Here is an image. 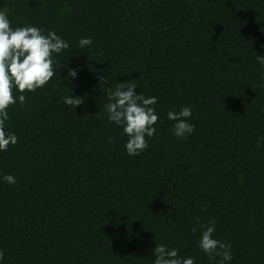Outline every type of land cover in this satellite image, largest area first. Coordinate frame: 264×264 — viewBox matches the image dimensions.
<instances>
[{
    "label": "trees",
    "instance_id": "obj_1",
    "mask_svg": "<svg viewBox=\"0 0 264 264\" xmlns=\"http://www.w3.org/2000/svg\"><path fill=\"white\" fill-rule=\"evenodd\" d=\"M0 12L69 43L47 85L23 106L14 90L7 109L18 142L0 151V264H154L161 244L218 264L198 246L212 219L225 264H264V0H0ZM129 80L157 98L137 156L105 110ZM183 107L194 131L178 138L167 114Z\"/></svg>",
    "mask_w": 264,
    "mask_h": 264
},
{
    "label": "clouds",
    "instance_id": "obj_2",
    "mask_svg": "<svg viewBox=\"0 0 264 264\" xmlns=\"http://www.w3.org/2000/svg\"><path fill=\"white\" fill-rule=\"evenodd\" d=\"M43 30L26 25L13 29L4 12H0V151H7L9 145H15L18 137L14 133L6 132L5 122L9 120L7 109L15 104L14 90L21 93L18 97L21 106L26 102L24 93L35 92L43 88L55 75L53 54H62L69 48V43L54 31L45 36ZM79 47L86 49L93 44L90 37L79 40ZM264 47V45H262ZM258 63L264 67V55H257ZM78 73L69 69L67 78L75 79ZM101 85L106 78L98 75ZM137 85L129 80L116 85V90H108V100L105 110L110 122L123 127L128 136L125 145L129 156H137L148 147L147 138H152L156 132L153 127L158 121L154 105L156 97L145 98L136 93ZM66 105L76 108L84 103L82 97H65ZM192 115L190 107H183L179 112L169 111L167 117L173 124L174 135L186 138L194 131V125L188 122ZM264 139V138H261ZM3 179L9 184H15L12 175ZM216 221L210 220L203 227L199 240V248L210 258L221 257L218 264H225L233 259L231 244L214 238ZM195 233L197 229L193 227ZM178 249H168L165 245H156L154 249V264H195L194 258H183L178 255ZM4 253L0 251V260Z\"/></svg>",
    "mask_w": 264,
    "mask_h": 264
}]
</instances>
